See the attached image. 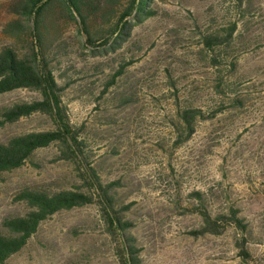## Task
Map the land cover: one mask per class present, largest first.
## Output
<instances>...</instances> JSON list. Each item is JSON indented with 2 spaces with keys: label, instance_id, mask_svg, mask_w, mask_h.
<instances>
[{
  "label": "rangeland",
  "instance_id": "obj_1",
  "mask_svg": "<svg viewBox=\"0 0 264 264\" xmlns=\"http://www.w3.org/2000/svg\"><path fill=\"white\" fill-rule=\"evenodd\" d=\"M0 0V48L26 51L31 22ZM157 14L138 25L131 43L104 56L90 51L65 55L53 64L72 123L83 126L92 161L105 183L119 182L115 195L128 209L131 234L143 264H241L234 227L222 234L195 235L202 218L191 211L194 191L205 194L210 210H240L248 227L251 264H264V0H155ZM21 23L20 29L12 24ZM237 22L230 60L217 71L202 43L209 28ZM76 34L64 23V39ZM129 41V42H130ZM132 60L103 94L121 62ZM218 76L238 84L242 101L233 103L216 87ZM233 94L230 98H233ZM39 92L16 89L0 94L1 111L40 99ZM193 102L205 110L196 132L176 144L177 105ZM53 120L33 113L0 126V143L14 135L53 129ZM58 144L38 149L26 164L0 178V230L3 220L30 208L17 200L25 187L54 190L82 184L75 165L59 159ZM5 264H120L116 240L99 205L63 210L44 220L27 245Z\"/></svg>",
  "mask_w": 264,
  "mask_h": 264
},
{
  "label": "trees",
  "instance_id": "obj_2",
  "mask_svg": "<svg viewBox=\"0 0 264 264\" xmlns=\"http://www.w3.org/2000/svg\"><path fill=\"white\" fill-rule=\"evenodd\" d=\"M15 10L31 22V42L26 51L16 46L0 48V94L16 89H30L39 92L41 98L32 102L16 103L1 111L0 126L13 123L33 113L49 116L54 128L14 135L0 143V178L5 172L18 169L31 159L40 148L58 144L59 159L72 162L78 170L82 184L74 189L54 190L45 185L28 186L20 190L17 200L26 203L30 210L24 215H13L3 220L0 230V264H5L19 253L38 231L41 223L63 210H71L97 203L108 233L116 240V254L120 264H143L141 248L131 234L133 223L126 220L123 206L114 191L117 182L105 183L92 161L88 141L82 136L83 126L72 123L67 105L63 100L66 86L58 83L54 74V62L70 54L90 51L94 56H104L131 43L133 30L157 12L155 0H18ZM246 0H233L235 8L243 7ZM248 2L250 0H247ZM75 23L76 34L64 39L60 35L64 23ZM21 28L20 22L12 24ZM237 22L222 28H209L202 34V43L221 74L222 68L230 67L237 60L231 53ZM130 41V42H129ZM230 58H232L230 60ZM133 61L121 62L119 69L105 84L103 94L115 83ZM218 92L233 103L242 101L237 92L238 84L218 76ZM234 95L230 98V95ZM222 109L205 110L186 100L177 105L175 125L176 144L187 142L196 132L198 120L214 118ZM195 204L191 211L202 218V226L195 235L222 234L228 227L239 233L236 248L241 264H251L248 248V227L240 210L229 206L227 211L213 213L201 191H194Z\"/></svg>",
  "mask_w": 264,
  "mask_h": 264
}]
</instances>
